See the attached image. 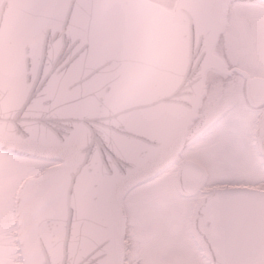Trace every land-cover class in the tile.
I'll return each instance as SVG.
<instances>
[{"label": "water", "instance_id": "obj_1", "mask_svg": "<svg viewBox=\"0 0 264 264\" xmlns=\"http://www.w3.org/2000/svg\"><path fill=\"white\" fill-rule=\"evenodd\" d=\"M235 1L264 2L176 0L170 10L149 0H0V150L60 163L18 193L25 264H120L121 204L181 153L205 74L223 69L214 48ZM66 41L70 79L58 75L45 90L40 81ZM259 141L264 153V118ZM202 181L183 162L181 191L193 195ZM195 228L213 264H264V191L216 189Z\"/></svg>", "mask_w": 264, "mask_h": 264}, {"label": "rangeland", "instance_id": "obj_2", "mask_svg": "<svg viewBox=\"0 0 264 264\" xmlns=\"http://www.w3.org/2000/svg\"><path fill=\"white\" fill-rule=\"evenodd\" d=\"M150 1L170 10L176 2ZM226 23L237 31V56L244 61L249 56L258 63V72L264 73V68H261L264 66V4L244 1L232 3ZM258 47L263 50L260 54ZM222 110L221 103L213 112V118L218 117ZM241 113L243 117L239 136H229V125L232 124L229 119L234 115H226L220 121L223 128L218 135L210 136L207 133L198 141L192 142L180 156L181 160L197 165L204 172L200 190L195 194L186 196L181 192L179 170L174 168L171 172L133 189L126 196L121 204V211L127 221L124 242H128L131 248L130 260L134 261L139 256L140 244L147 241V235H143L144 229L151 228L155 234V240L151 241L155 248L151 250L148 247V251L153 252L145 254L143 262L135 260V264H176L178 260L175 257L179 254L189 264L186 241L195 261H190V264H207L203 262L201 252L191 237L192 233H196L195 213L204 199L220 188L264 187L263 159L252 146L253 123L246 137L242 131L246 128L245 123L250 115L245 110H241ZM54 164L0 151V264H23L17 246L18 236L14 234L17 232V195L27 179L41 176L45 170L54 167ZM159 248L167 256V261L164 262L160 257Z\"/></svg>", "mask_w": 264, "mask_h": 264}, {"label": "flooded vegetation", "instance_id": "obj_3", "mask_svg": "<svg viewBox=\"0 0 264 264\" xmlns=\"http://www.w3.org/2000/svg\"><path fill=\"white\" fill-rule=\"evenodd\" d=\"M236 37L237 31L231 29V26L227 24L224 32L221 34L214 48V54L223 61V69L221 72L211 70L205 74L203 81L204 95L201 99L197 114L188 128L181 155L192 142L198 141L200 137L206 136L207 133H209L210 136L218 135L220 131H222L220 129L223 128V125H220L221 119L226 115L228 116L229 114L234 115L230 117L231 119H229V121L232 122V124L229 125V131H231L229 132L231 133L229 134V136H231V138L237 135L239 136L241 133L240 129L243 117L241 110L242 112L243 110H245L246 113L250 115V117L247 121L245 120L246 128L243 129L242 133L247 137L249 135L251 124L253 123L254 134L252 146L253 148H255V151L262 157L264 165V153L259 141L260 124L261 120L264 118V73L258 72V63L252 61L249 56H247L246 61L237 56L238 52L235 45ZM257 51L259 54L262 53V47L260 49L258 47ZM261 68L263 69L264 66H261ZM252 80L255 81L253 87V98L249 100L247 95V88L249 82ZM221 103L223 104V110L219 112L220 114L218 117L213 118V112ZM182 162L184 161L182 160ZM191 164L196 166L203 172L200 167L193 163ZM180 170L181 168L179 169V172ZM255 189L264 191V187ZM197 211L195 213L196 216L194 222L197 217ZM144 230L145 231L143 232V235H147V241L141 243L139 246L140 250L138 260L140 262L144 261V257H146L145 254L152 253L153 251L151 252V250L155 248L154 243L151 242L152 240H155L154 232L151 228H146ZM261 231L262 227L257 225V233L259 234ZM191 237L192 242L199 248L201 252L203 262L207 264H213L210 245L207 244L197 232L194 234L192 233ZM186 245L188 252L187 255L189 259L188 263L190 264V261H195L187 241ZM148 247L151 249L150 251H148ZM165 253H167V251ZM159 255L163 258L162 260L164 262L167 261V256L164 254L162 249L159 250ZM175 258H177L178 260L176 261V264H187L185 262L186 258H184L183 256L180 257V254Z\"/></svg>", "mask_w": 264, "mask_h": 264}, {"label": "clouds", "instance_id": "obj_4", "mask_svg": "<svg viewBox=\"0 0 264 264\" xmlns=\"http://www.w3.org/2000/svg\"><path fill=\"white\" fill-rule=\"evenodd\" d=\"M72 46H73V42L66 41V48H65L64 54L58 55V57L56 58L52 66V71L50 73H47L46 77H42L40 81V86L44 87L45 90L47 89L48 85L52 84L53 81H55L58 75L61 77H64L65 79H70L71 73L73 71V64L70 63L67 59H65V55H67V52L70 51ZM70 86L75 88V87H79L80 84L72 83ZM186 92H187V86H185V88L182 90V94H186ZM50 103L55 104V101H50ZM109 119H112V120L120 119V113L113 112L111 116L109 117ZM47 123L56 125L57 130L60 132L65 131L66 128L69 127L68 125H65L58 121H47ZM87 123L89 124V126H91L94 123H99V121H88ZM121 132L124 135L127 134L123 128L121 129ZM97 143H102L99 137H97ZM115 147L121 151L125 149V145L122 141L116 142ZM140 154L142 153H139V152L137 153V155H140Z\"/></svg>", "mask_w": 264, "mask_h": 264}, {"label": "bare ground", "instance_id": "obj_5", "mask_svg": "<svg viewBox=\"0 0 264 264\" xmlns=\"http://www.w3.org/2000/svg\"><path fill=\"white\" fill-rule=\"evenodd\" d=\"M231 4L232 3H230L229 6L227 8H225V10H224V17H225V19L227 18L228 14L230 12ZM179 153H180V151H178L176 153V155L173 157V159L171 160V163L169 164V167L166 169L165 173L171 172V170H173L174 168H176V170H179L181 168L182 160L179 157ZM36 157H38L40 159L43 158L40 155H37ZM51 169H53V168H50L48 170H45L44 173H48ZM15 233L16 232H14V234ZM125 236H126L125 226H122V228H120V241H121V253H122L120 264H134L135 261L130 260L131 248L129 247L128 242H124Z\"/></svg>", "mask_w": 264, "mask_h": 264}]
</instances>
